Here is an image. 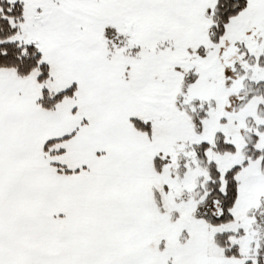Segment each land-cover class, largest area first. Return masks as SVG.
<instances>
[{
  "label": "snow or ice",
  "instance_id": "obj_1",
  "mask_svg": "<svg viewBox=\"0 0 264 264\" xmlns=\"http://www.w3.org/2000/svg\"><path fill=\"white\" fill-rule=\"evenodd\" d=\"M0 264H264V0H0Z\"/></svg>",
  "mask_w": 264,
  "mask_h": 264
}]
</instances>
